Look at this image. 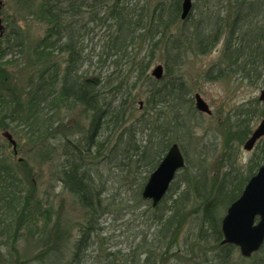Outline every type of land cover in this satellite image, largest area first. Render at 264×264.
I'll use <instances>...</instances> for the list:
<instances>
[{
	"label": "trees",
	"instance_id": "16d2710c",
	"mask_svg": "<svg viewBox=\"0 0 264 264\" xmlns=\"http://www.w3.org/2000/svg\"><path fill=\"white\" fill-rule=\"evenodd\" d=\"M154 1L152 5V0H42L35 6L34 15L48 26L45 36L33 48L31 75L24 89L25 95L14 100L23 106L21 110H10L12 100L7 90L11 85L5 79L9 75L6 66L13 60L5 57L13 48L23 49L24 39L16 30L13 38L0 36V128L8 126L6 117L14 118L19 112L20 120L38 135L41 156L48 157L51 163L56 161L55 180L83 207L89 228L96 221L94 217L103 204L105 191L104 183L99 179L103 172L97 163L109 159V163L117 166L136 156V161L152 173L172 143L181 144L186 136L191 135V115L199 118L191 96L192 87L182 75L173 73V69L182 64L185 49L206 53L224 37L222 55L206 71V78L222 79L240 74L257 82L264 75V0H227L225 15L219 20L213 19L205 10L194 24L188 20L192 12L186 19L188 21L179 24L182 0ZM96 6L99 7L98 26L109 23L104 42L95 54L97 64L106 68L91 71L83 69L87 59L77 40V22L84 10L93 11ZM159 49L166 52L163 80H157L150 72ZM55 53L66 54L63 62L55 59ZM142 97L147 112L142 120L133 121L130 114ZM72 106L81 107L88 121L74 129L63 127L60 129L62 137L56 142L57 135H51L55 120H49V108H54L57 114ZM258 111L264 115L263 109ZM258 113L252 108H243L234 123L235 132L232 128L226 133V142L230 146L232 140L244 143L249 139L253 132L248 126L249 120ZM141 121V129L148 128L143 145L134 138L133 132L137 131L136 126ZM70 129H73L72 133ZM256 148L260 149L259 159L251 164L245 171L247 173L244 174L243 167L236 165L235 161H230V168L210 187L206 171H193L186 160L188 164L175 177L182 176L184 188L175 193L177 196L169 207H164L154 216L157 222L154 239L143 245L153 256L147 259L152 260L150 264H155V255L162 250L166 255L169 248L180 251L181 245L175 249L176 238L172 233L178 235L187 220L190 200L202 203L199 237L209 232L215 244L213 248L216 246L212 256L207 258L208 264H236L232 258L236 246L221 242V213L241 195L250 177L264 163V137ZM57 152L59 155L55 158L54 153ZM29 171L27 161L11 160L0 149L1 264L10 257L4 255L3 250L13 249L11 244L23 235H38L40 240L44 236H52L59 240L60 228L57 230L56 226V233L52 234L53 227H50L54 219L53 205L43 207L42 203L51 202L37 194ZM26 179L31 185L28 189L25 187ZM172 185L173 182L158 207L168 201ZM87 230L83 229V235L75 240L72 258L64 264L85 263L83 259L89 245ZM4 256H7L5 260ZM54 258L57 261L56 256L51 255L50 259ZM16 261L11 258L8 263ZM104 264H141V260L139 256L131 258L129 254H121L108 256Z\"/></svg>",
	"mask_w": 264,
	"mask_h": 264
},
{
	"label": "rangeland",
	"instance_id": "374dc122",
	"mask_svg": "<svg viewBox=\"0 0 264 264\" xmlns=\"http://www.w3.org/2000/svg\"><path fill=\"white\" fill-rule=\"evenodd\" d=\"M41 1L3 0L1 12L3 26L0 29V36L13 38V31H20L25 43L23 49L13 48L12 52L5 57V59L11 57V61L13 60L9 66H6L9 75L5 79V82L11 85V88L7 90L10 94L9 98L12 100L10 110H21L23 107L14 100H18L16 98L19 95H25L24 89L31 75L33 48L37 41L46 34L48 25L38 20L34 15L35 6ZM151 3L154 5L155 1L152 0ZM227 5V0H193L192 15L188 20L194 24L195 19L197 20L200 13L205 10L211 13L213 19L219 20L225 15ZM98 8L96 6L93 11L84 10L85 13L81 17L79 16L77 22V40L81 43L87 59L83 69L91 71L97 68H106L97 64L95 55L104 42V35L109 25V23H105V26H98L96 21L99 16ZM188 16L186 18L181 17L179 24L184 23ZM223 44L224 37L206 53L195 52L192 48L185 49L182 64L173 69V73L182 75L188 85L192 87L191 96L194 98V108H196L194 95L199 92L212 109V114H207L199 112L196 108L199 118L191 115L193 131L191 135L182 140L183 143H179L185 152L190 168L193 171H206L207 180H209L208 187L230 168V161H235L236 165L243 167L245 174L247 173L245 171L251 164H255V160L259 159L260 156V149L257 150L255 147L252 150H247L244 148L246 140L244 143H240L238 139L232 140L230 146L226 142V133L232 128L235 132L236 129L233 126L243 108H252L257 113L258 110L263 109L264 102L260 100L259 96L264 88V75L257 82L250 81L240 74L226 76L222 79L206 78V71L219 61ZM165 53L163 49L156 52L150 69L151 74L157 64H163L165 77ZM65 56L64 53L54 54L55 59L61 62ZM143 100V97L138 99L133 106V111L130 114L133 121L142 120L143 115L147 112L148 108ZM55 112L54 108H49V120L51 122L55 120L51 135H57L56 142H59L62 137L60 129L63 127L73 128L88 121L81 107L72 106L69 110L63 108L59 113L55 114ZM18 113H15L14 118L6 117L8 126L0 128V149H3V153L7 154L11 160L27 161L30 177L35 183V191L43 200L51 202L42 203L43 207L53 205L54 219L50 226L53 227L52 234L56 233V226L57 230L59 228L60 230L59 240L53 239L52 236H44L40 240L38 235H23L16 243L11 244L10 247L13 249L6 248L3 250L5 251L4 255H9L15 261L18 256L17 259L20 260V264H64L72 258L71 249L75 240L80 239L83 235V229H88L89 245L85 251L84 264H104L108 256L113 257L121 254H129L131 258L139 256L141 264H150L152 260L148 261L147 259H152L153 256L143 248V245L151 243L154 239V233L157 230V222H155L154 216L159 214L162 209L169 207L172 200L177 196L175 193L184 188L182 176L178 175L173 181V191L170 190L168 193L166 204L163 202L159 207L153 206L152 201L145 199L142 195L151 171L136 161V156L133 160L125 159L122 161L123 163L117 166L109 163V159H102L97 164L103 172L99 178L104 183L105 188L102 195L103 204L99 213L94 217L96 221L89 228L87 227L89 226L88 217L83 207L72 194L63 189L60 182L55 180L57 169L54 165L56 161L51 163L47 159L48 157L41 156L42 148L37 142L38 135H35L33 129L20 120L22 118L18 116ZM258 114L249 120L248 126L252 130L264 117ZM57 119H62L61 123L56 121ZM141 125L142 121L136 126L137 131L133 132L135 133L134 138L143 145L148 135V128L143 131ZM72 130L70 129V132ZM8 134L16 142L15 146ZM54 154H56L55 158L59 155L58 152ZM188 163L186 162V164ZM20 170H22L21 167ZM25 187L27 189L31 187L28 179H26ZM200 205L202 203L190 200L189 209L186 210V214H189L187 220L183 222L178 235H175V232L172 233V236L176 238L175 249L181 245L180 251L169 248L167 255L164 254V250L157 255L154 254L155 260L153 261L155 264H208L207 258L212 256L216 246L213 248L215 244L209 232L202 236L205 240H202L198 235L201 223ZM226 211L221 213L222 219ZM180 214L184 216L183 213ZM263 245L248 257L242 255L240 248L236 247L232 252V258L236 264H264ZM52 249H55V252ZM207 250L211 251L207 252ZM206 252L209 253V257H207ZM51 255L56 256L57 261L55 258L50 259ZM10 257L5 264H9ZM6 258L7 256H4V260ZM14 264H18V261Z\"/></svg>",
	"mask_w": 264,
	"mask_h": 264
},
{
	"label": "water",
	"instance_id": "95a60500",
	"mask_svg": "<svg viewBox=\"0 0 264 264\" xmlns=\"http://www.w3.org/2000/svg\"><path fill=\"white\" fill-rule=\"evenodd\" d=\"M2 6L0 0V29H2ZM193 8V0L182 1L181 17L186 18ZM152 75L156 79L164 76V65L157 64ZM195 106L202 112L212 114V109L202 95L197 92L194 95ZM260 100L264 102V88L260 93ZM11 142L16 144L11 135ZM264 137V117L253 130L244 148L252 150L256 143ZM186 165L185 155L178 142L170 145L167 153L150 174L143 189V197L152 201L157 206L165 197L171 183L177 173ZM222 231L224 238L222 244H233L240 248L242 255L248 257L258 251L264 243V163L260 165L257 172L250 177L241 195L233 201L222 219Z\"/></svg>",
	"mask_w": 264,
	"mask_h": 264
}]
</instances>
